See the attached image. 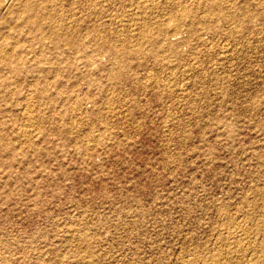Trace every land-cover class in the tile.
<instances>
[{
	"label": "rangeland",
	"instance_id": "1",
	"mask_svg": "<svg viewBox=\"0 0 264 264\" xmlns=\"http://www.w3.org/2000/svg\"><path fill=\"white\" fill-rule=\"evenodd\" d=\"M41 1L0 0V264H264V0Z\"/></svg>",
	"mask_w": 264,
	"mask_h": 264
},
{
	"label": "bare ground",
	"instance_id": "2",
	"mask_svg": "<svg viewBox=\"0 0 264 264\" xmlns=\"http://www.w3.org/2000/svg\"><path fill=\"white\" fill-rule=\"evenodd\" d=\"M29 1H30V0H29ZM42 1H43V0H42ZM42 1H41V4H42ZM52 1H53V0H52ZM52 1H51V2H52ZM25 2H26V1H25ZM51 2H50V3H51ZM26 3H27V2H26ZM44 3H45V2H44ZM50 5H51V4H50ZM218 8H219V7H218ZM221 9H222V8H221ZM25 13H26V12H25ZM172 17H173V16H172ZM33 18H34V17H33ZM176 18H177V17H176ZM174 19H175V18H174ZM170 21H171V20H170ZM175 21H177V20H175ZM175 21H173V22H175ZM14 46H15V45H14ZM60 63H61V62H60ZM262 225H263V224H262ZM263 228H264V226H263ZM235 252H236V251H235ZM239 254H240V253H239ZM256 258H257V257H256ZM258 258H259V257H258ZM259 259H260V258H259ZM257 261H258V260H257Z\"/></svg>",
	"mask_w": 264,
	"mask_h": 264
}]
</instances>
